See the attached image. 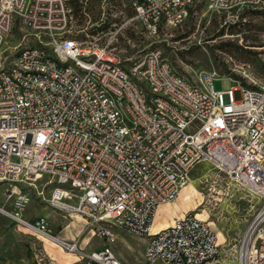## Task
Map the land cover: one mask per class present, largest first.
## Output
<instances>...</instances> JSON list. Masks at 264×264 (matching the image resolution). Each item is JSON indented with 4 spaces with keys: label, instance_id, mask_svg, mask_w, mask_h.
<instances>
[{
    "label": "built area",
    "instance_id": "obj_1",
    "mask_svg": "<svg viewBox=\"0 0 264 264\" xmlns=\"http://www.w3.org/2000/svg\"><path fill=\"white\" fill-rule=\"evenodd\" d=\"M197 0H130L147 30L181 24ZM211 11L263 9L264 0H203ZM64 0H0L1 210L14 225L79 253L86 264H123L110 244L115 226L146 238L142 264H211L219 244L192 213L150 231L156 207L173 200L189 171L207 162L260 201L240 247L244 264H264V85L214 90L216 73L187 78L158 48L117 58L103 44L83 43L66 29ZM31 31L32 43L16 29ZM264 64V51L261 53ZM241 86V98L232 90ZM61 213L79 215L104 244L86 252L59 238L43 217L26 218L28 193ZM245 253V256H244Z\"/></svg>",
    "mask_w": 264,
    "mask_h": 264
},
{
    "label": "rangeland",
    "instance_id": "obj_2",
    "mask_svg": "<svg viewBox=\"0 0 264 264\" xmlns=\"http://www.w3.org/2000/svg\"><path fill=\"white\" fill-rule=\"evenodd\" d=\"M64 1L69 9L66 27L69 34L83 43L98 45L111 39L110 48L117 58H134L149 49L158 48L172 68L187 78L201 71L216 73L211 82L214 90L231 88V77L237 79L242 87L264 85V64L261 60L264 51V8L217 12L208 10L203 0H197L181 24L161 22L153 31L147 30L136 17L130 0ZM22 34L26 35L28 43H32L31 31L26 28L16 29L10 43H15ZM236 86L238 88L232 90V95L234 100H239L241 86L238 83ZM46 179L45 175L39 178L35 182L36 187L20 185L29 195L25 216L39 217L53 209L36 193L40 189L45 196L50 193L52 185L42 188ZM186 183L190 184L189 196L183 206L176 209L196 217L199 213L198 218L207 223L209 221L208 225L214 232H219V236L216 235L219 254L211 264H244L241 238L260 206L258 198L207 162L195 165L189 171ZM7 186V182H0V208L3 209L11 206L10 200H5ZM176 209H155L150 231L155 230L161 221L168 222L174 217L172 213H176ZM108 227L115 235L111 248L124 264V255L127 264H132L131 261L139 256L143 243L136 235L115 226ZM27 231L32 234L29 229ZM76 254L85 262L79 253Z\"/></svg>",
    "mask_w": 264,
    "mask_h": 264
},
{
    "label": "crops",
    "instance_id": "obj_3",
    "mask_svg": "<svg viewBox=\"0 0 264 264\" xmlns=\"http://www.w3.org/2000/svg\"><path fill=\"white\" fill-rule=\"evenodd\" d=\"M174 206L175 202L171 200L158 204L156 209L160 211L176 209ZM172 214L174 217H171L167 224L172 223L174 218L181 216L182 210L178 209L176 213ZM25 217L30 218V216ZM39 217H43L47 221L49 228L59 238L76 237L80 242V247L86 252L104 244V240L100 235L87 228L86 220L82 216L76 214L67 216L60 211L52 209ZM57 225L60 226L56 227ZM34 235L36 234H33V232L29 234L26 228L14 225L12 220L0 208V264H86L80 260L76 253L66 252L53 239ZM121 235L123 236V234ZM138 238L143 243V247L139 256L131 261L132 264H142L143 262L141 254L146 238L139 236ZM123 261L127 264L126 255L123 256Z\"/></svg>",
    "mask_w": 264,
    "mask_h": 264
},
{
    "label": "bare ground",
    "instance_id": "obj_4",
    "mask_svg": "<svg viewBox=\"0 0 264 264\" xmlns=\"http://www.w3.org/2000/svg\"><path fill=\"white\" fill-rule=\"evenodd\" d=\"M189 191H190V184L189 183H185L181 189L179 190L177 196L173 199V201L175 202V208H179V207H182L185 200H186V197L189 196ZM187 201V200H186ZM196 215L199 217V213H196ZM160 223V222H159ZM208 223L210 224V222L208 221ZM167 224V221H161V223L157 226H164ZM216 235L217 237L219 236V232L216 230ZM244 256H245V253H244Z\"/></svg>",
    "mask_w": 264,
    "mask_h": 264
}]
</instances>
